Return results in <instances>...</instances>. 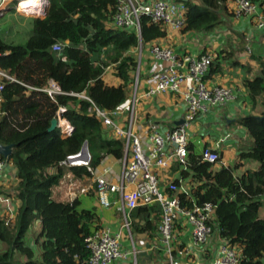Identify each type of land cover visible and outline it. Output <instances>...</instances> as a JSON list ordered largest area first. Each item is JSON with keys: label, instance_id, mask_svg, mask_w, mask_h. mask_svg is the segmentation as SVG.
Here are the masks:
<instances>
[{"label": "trees", "instance_id": "1", "mask_svg": "<svg viewBox=\"0 0 264 264\" xmlns=\"http://www.w3.org/2000/svg\"><path fill=\"white\" fill-rule=\"evenodd\" d=\"M47 1L45 15L30 18L31 33L26 43L0 38V69L7 70L15 79L4 80L0 108V143L13 147L8 158H0L17 169L14 195L21 201L13 221L6 223V217L0 216V264H18L15 256L25 258L20 264H89L91 252L85 238L92 225L99 226L97 215L92 210H77V198L55 200L51 189L64 173L65 167L59 162L78 153L85 141L92 167L104 155L121 159L124 143L94 113L88 112L87 100L68 93L84 90L100 107L119 108L133 85L136 49L166 35L164 26L150 22L146 16L141 19L139 35L111 26L116 0ZM252 1L263 4L262 0ZM182 2L186 7L183 33L210 31L221 23L223 15L233 16L227 0ZM55 42L64 44L61 52L52 50ZM224 52L221 50L214 57L209 73L220 69L219 59L228 56ZM259 61V72L244 78L243 86L253 107L260 104L262 110L235 120L251 139L250 147L239 153L240 162L216 168V163L191 152L186 168L180 171L181 177L188 180L192 197L184 198L185 194L180 193L182 203L191 206L193 199L197 204H216L219 236L237 245L239 264H264V217L259 215L264 195V60ZM107 66L113 67L121 80L119 84H107L103 77ZM50 78L64 92L53 99L42 90ZM63 105L69 107L61 116L73 126L66 137L60 136L58 128L48 131L52 118ZM221 159L219 152V163ZM245 160L257 162V170L236 176L234 169L243 166ZM51 168L54 172L49 171ZM69 171L75 177L90 175L85 166H70ZM252 179L257 195L251 192ZM159 215L158 203L138 206L131 213L133 219H138L133 228L155 232L153 219ZM36 220L40 221V230L34 242L39 252L25 241L26 232Z\"/></svg>", "mask_w": 264, "mask_h": 264}, {"label": "built area", "instance_id": "2", "mask_svg": "<svg viewBox=\"0 0 264 264\" xmlns=\"http://www.w3.org/2000/svg\"><path fill=\"white\" fill-rule=\"evenodd\" d=\"M227 1L231 3L230 9L234 17L252 16L256 19L258 28L264 27V5L252 0ZM185 8V4L178 0H116L110 24L114 28L127 29L139 35L141 19L146 16L150 22L166 29L181 30L185 25ZM63 47L62 42H55L52 50L61 52ZM141 47L142 45H139L136 49L137 65L133 73L131 93L119 108L110 110L100 107L84 90L68 93L87 100L88 112L94 113L102 125L114 133L115 138L123 140L124 153L118 178L113 181L108 176L111 173L108 168L96 173L95 168L90 165L89 150L68 155L59 162V165L64 167L83 165L87 168L94 179L98 205L105 208L115 206L121 214L122 225L128 239L132 237L130 212L138 206L158 203L160 206L157 221L158 244L167 255V260L163 264H180L179 259L173 255L180 234L179 226L189 228L191 243L195 247H201L215 231L221 242L218 255L212 264H239L237 245L219 236L215 221L216 204L209 201L197 204L192 199L189 206L183 204L180 197V193H184V198H192L188 180L182 178L180 174L181 168H186L191 152L193 155L201 156L205 161L219 163L218 143L215 147L201 146L200 150H195L191 124L210 109L222 107L236 100L238 91L229 85H211L206 81L205 75L216 54L178 53L170 47L154 43L148 47L149 54L154 61L160 62L163 66L155 71L150 84L139 92ZM4 80L15 79L7 70L0 69V108L4 100ZM42 90L52 99L56 94L64 93L58 82L51 78L47 80ZM160 94H172L184 103L183 123L163 126L153 118L145 116L138 118L136 105L139 99L153 98ZM68 107L69 105L59 106L56 112L57 126L62 137L69 136L73 131L72 124L60 118V114ZM170 165L177 166V178L163 184L159 173ZM5 168V160L0 159V183L8 179ZM111 196L115 198L112 199ZM0 198L4 201L9 199L1 194ZM9 221L10 218L6 217V223ZM121 237L119 232H113L106 226L92 228L91 233L85 238L86 246L91 252L88 263L112 264L118 259L135 254L133 241L131 240V248L124 250ZM182 251L179 250V253Z\"/></svg>", "mask_w": 264, "mask_h": 264}, {"label": "crops", "instance_id": "3", "mask_svg": "<svg viewBox=\"0 0 264 264\" xmlns=\"http://www.w3.org/2000/svg\"><path fill=\"white\" fill-rule=\"evenodd\" d=\"M178 1L182 2L183 0ZM262 2L263 4H260L264 5V0ZM227 3L228 7H230L231 3L228 1ZM221 20L217 27L207 32L191 31L183 33L181 30L168 28L166 29L165 37L142 45L140 53L142 70L138 91L144 90L152 81L155 71L163 66L160 62L154 61L149 54L148 47L151 44L156 43L167 46L178 53L199 54L201 52H210L217 55L219 51L225 50L226 53H224L228 56L219 59L220 69L217 72L209 73L208 71L206 81L211 85L223 84L233 87L238 91L237 99L222 107L212 108L201 115L196 122L191 124V132L192 139L195 142V150L198 151L201 146H207V144L215 147V144L219 143L218 147L222 153V161L218 163V166L220 164L231 166L238 159L239 153L247 150L251 145V139L246 134L245 128L238 125L235 120L239 116L250 112L258 113V106H260L259 111L262 110L260 104L253 107L251 99L243 86V80L257 74L260 70L259 59L264 60V27L258 28L256 19L252 16L236 18L231 15H223ZM104 78L106 81L108 76ZM106 82L109 85H117L121 81L118 78L113 80V82ZM140 109L143 116L153 118L163 126H172L175 121L183 118L185 105L175 96L160 94L153 98H146V101L142 102ZM142 124L139 123V125ZM93 168H95L96 173H100L103 168L110 169L111 173L108 176L114 181L120 174L121 159L111 155H104L100 163ZM176 169L177 166L170 165L160 171L159 176L163 184L177 178ZM239 169L243 171L247 169L246 163ZM49 171L54 172V169L51 168ZM5 172L8 179L0 183V194L9 199L4 201L0 198V216L8 217L13 221L21 204V201L14 195V189L18 183L17 169L11 162H7ZM63 172L59 182L51 189L55 200L71 201L77 198L79 201L77 210H92L98 217L97 224L99 227L106 226L111 231L121 234V243L124 250H129L131 248V240L134 241L135 254H130L124 259H118L112 264H126L131 261L134 264L165 263L167 260L166 252L158 244V219H153L154 225H156L155 232L151 230L137 231L133 228V222H137L138 219H133L131 216L132 237L128 239L122 225L121 214L116 210L115 206L105 208L98 205L93 176L83 175L75 177L69 171V167H65ZM242 173L245 172L239 174ZM111 198L114 199L115 196H111ZM131 213L132 211L130 215ZM140 224H144V221L140 220ZM94 227L92 225L91 229ZM39 230L40 221L36 220L25 234V241L28 239L27 235L34 234L29 246L36 252H39L40 248L34 242V238ZM179 230L180 234L178 235V242L175 243L173 255L179 259L180 264H212L213 259L218 255V248L221 242L216 232L214 231L201 247H195L191 243L189 228L180 226ZM181 249L183 251L179 253ZM19 259L20 261L25 260L23 256H19Z\"/></svg>", "mask_w": 264, "mask_h": 264}, {"label": "rangeland", "instance_id": "4", "mask_svg": "<svg viewBox=\"0 0 264 264\" xmlns=\"http://www.w3.org/2000/svg\"><path fill=\"white\" fill-rule=\"evenodd\" d=\"M42 10H43V8H42ZM42 12L43 11L38 12V11L31 10V9L19 11L18 6H17V0H7V1L2 0V1H0V38L6 42H12V43H16V44L26 43L28 36L31 33L30 18L31 17H37V16L42 17V16H40L41 14H43ZM170 31H172V30H170ZM241 41L243 42L242 39H241ZM141 63L142 62H140V70H142ZM107 76H108V78L106 79V81H108V82L109 81L113 82V80L118 79V77L115 74L112 66L105 68L104 73H103V77H107ZM140 79H141V75L139 77V83H140ZM132 87L130 86V89H128V92H130L132 90ZM168 95L173 96L172 94H168ZM145 101H146V98L143 97V98H140L139 101L137 102L136 108H137V115H138L139 119L143 118V114H141L140 106H141L142 102H145ZM258 107L259 108L257 109V112H260L259 111L260 106H258ZM245 132L248 135L246 129H245ZM218 145H219V143H218ZM246 145H248V144H246ZM237 158L238 159L235 161V163L240 162L239 155L237 156ZM227 161L229 162V160H227ZM244 162L246 163L247 169H244V171L240 170L239 168L234 169V173L236 176H240L241 174H239V173H241V172L248 173L249 171H247V170H251V171L257 170V167H258L257 162L252 161V160H245ZM251 164H253V165H251ZM220 165L218 166L216 164L215 167L216 168L220 167ZM253 180L254 179H252V181L250 183V187H252L251 192L253 195H257L258 189L256 187V184H254ZM261 202L262 203H261L259 215L261 217H264V195L261 197ZM33 236H34L33 233L27 235L28 239H26V243L28 245H30V243H31L30 241H32ZM134 245H135V243H134ZM14 259L17 263L19 262L18 264L21 263L19 257L15 256ZM131 260H133V259H131ZM126 264H134V262L131 261V262H128Z\"/></svg>", "mask_w": 264, "mask_h": 264}, {"label": "water", "instance_id": "5", "mask_svg": "<svg viewBox=\"0 0 264 264\" xmlns=\"http://www.w3.org/2000/svg\"><path fill=\"white\" fill-rule=\"evenodd\" d=\"M45 12H46V9H45ZM44 15H45V13H44ZM183 122H184V120H183V118H181V119L175 121V124H181ZM57 123H58V118L56 116H54L51 120L50 126L48 127V131H52V130L56 129ZM12 147L13 146L11 144L0 143V156H3L4 158H8L12 152ZM87 150H88V144L85 141L82 145L80 153H85V152H87Z\"/></svg>", "mask_w": 264, "mask_h": 264}, {"label": "bare ground", "instance_id": "6", "mask_svg": "<svg viewBox=\"0 0 264 264\" xmlns=\"http://www.w3.org/2000/svg\"><path fill=\"white\" fill-rule=\"evenodd\" d=\"M46 0H17V6L19 11H24L26 9H31L34 11H43L40 16H44ZM43 8V10H42Z\"/></svg>", "mask_w": 264, "mask_h": 264}, {"label": "clouds", "instance_id": "7", "mask_svg": "<svg viewBox=\"0 0 264 264\" xmlns=\"http://www.w3.org/2000/svg\"><path fill=\"white\" fill-rule=\"evenodd\" d=\"M46 2H47V5H48V1L46 0ZM47 7V6H46ZM46 9V8H45ZM43 17V16H42ZM107 67H109V66H107ZM131 92V91H130ZM129 92V93H130ZM128 97H129V95H128ZM57 117V116H56ZM60 118L61 119H65V118H62V116H61V114H60ZM67 120V119H66ZM68 121V120H67ZM69 122V121H68ZM58 124V123H57ZM57 128H58V126H57ZM61 136V135H60ZM89 150V149H88ZM80 152V151H79ZM1 159V158H0ZM74 166H77V165H74ZM80 166H83V165H80ZM67 167H70V166H67Z\"/></svg>", "mask_w": 264, "mask_h": 264}]
</instances>
